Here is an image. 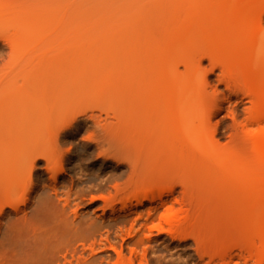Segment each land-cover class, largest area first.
Here are the masks:
<instances>
[{"label": "rangeland", "instance_id": "rangeland-1", "mask_svg": "<svg viewBox=\"0 0 264 264\" xmlns=\"http://www.w3.org/2000/svg\"><path fill=\"white\" fill-rule=\"evenodd\" d=\"M241 4L0 0V147L13 139L40 148L57 138L55 153L64 159L62 171L38 159L13 198L28 224L12 207L0 215V264H37L30 250L48 237L39 264L65 250L68 234L53 235L59 209L55 218L39 208L66 197L81 228L110 219L105 199L118 207L131 201L127 221L101 232L127 255L136 247L147 264L264 260V123L256 121L264 106V0ZM222 58L236 74L222 68ZM169 186L164 200L182 213L174 229L161 219L168 207L159 200L137 205L143 193ZM226 249L231 257L215 255ZM92 253L116 257L104 245L85 255Z\"/></svg>", "mask_w": 264, "mask_h": 264}, {"label": "bare ground", "instance_id": "bare-ground-1", "mask_svg": "<svg viewBox=\"0 0 264 264\" xmlns=\"http://www.w3.org/2000/svg\"><path fill=\"white\" fill-rule=\"evenodd\" d=\"M248 0H242L241 7L246 9L248 7ZM255 16L253 17V24L256 25L261 20L262 9L261 11L254 12ZM240 17L236 16L230 24L233 25L239 21ZM244 35H240L237 40L241 39ZM243 39V38H242ZM213 54V53H212ZM214 56V55H213ZM220 56V55H219ZM221 58V57H220ZM222 68L226 69L229 66L226 61L222 59H218ZM222 60V61H221ZM227 64V66H226ZM230 67V68H229ZM229 70L227 68V73L230 75L236 74L235 70L229 66ZM234 73V74H233ZM262 87H264V80L261 82ZM251 93L254 96H257L259 90L251 87ZM192 93V89L186 87L184 90V94ZM196 93V92H195ZM199 93V92H198ZM253 108L256 107V100H252ZM92 117L101 118V115L93 114ZM195 118V117H194ZM199 120H202L203 117L197 116ZM256 121L261 124L264 123V106L260 108ZM10 128L13 130L16 129V126L11 125ZM57 140V138H55ZM53 140L55 143L49 142L47 146L38 147L35 145L27 146V143L18 140H11L8 145H3L0 147V215L4 216L7 211V207H12L14 210V214L16 218H19L20 224H28L27 214L19 215L20 208L18 202L16 204L13 203V198L19 194L21 190H24L22 187L27 185L31 182L33 172L37 165L38 159H44L46 161V165L49 169L62 171L63 167V156L59 153H55V147L58 146V142ZM57 142V143H56ZM56 144V145H55ZM55 146V147H54ZM12 153L11 156L9 154ZM60 165V166H59ZM28 187V186H26ZM32 187L28 188L26 193H23L22 198H26L30 195L32 191ZM54 190L57 194V185L54 186ZM174 190L173 186L166 187L159 191L157 194L154 192L152 193H143L137 199V205L144 204L145 200L153 202L159 200L161 207H168L166 208L165 213L161 215V219L168 223L173 229L178 227L181 222V215L182 213L174 212L173 205H168V199L164 200L165 194H171ZM264 202V200H262ZM72 199L70 197H66L63 200V204L60 206L58 204H47L45 201L41 203L39 211H47L50 212L55 216L54 206L57 207L59 210L57 211V215L62 221L59 228L56 229L53 233L56 236L59 232L62 235L58 236V238L68 234V236L60 242V244H64L65 250L58 251L55 254L51 264H136V261L139 264H147L145 262L146 256L142 255L139 256L137 254L136 247L131 248L130 255H127L124 250V244L120 243L119 247L117 241H113L109 235L103 236L101 229L105 227H111L117 223H124L127 221L131 209L134 207L131 201H121V205L118 207L116 206L115 201L105 199L104 204L102 206V210L105 212L106 209L111 210V216L109 220L104 219V216H99V218L92 219V222L88 223L87 228H81L78 223V212L73 210L72 212ZM79 205V203H75ZM159 206L152 207L149 212L147 213V217L151 215L154 209H157ZM70 209V211H69ZM21 211H25L24 209ZM12 213V212H11ZM142 215V214H141ZM35 216V213L33 217ZM146 216V215H145ZM143 217V216H141ZM56 218V216H55ZM138 219L135 218L133 222H137ZM182 223V222H181ZM2 223L0 222V225ZM162 229V228H161ZM8 234V233H7ZM6 234V235H7ZM98 236H100L98 238ZM51 237L44 238L43 242L40 246L32 247L30 250L29 260L39 264L40 260L42 259L44 252L46 250L45 245L49 242ZM123 239V238H122ZM59 240V239H58ZM61 240V239H60ZM91 240L90 244H86V241ZM140 241H136L134 243L135 246H138ZM89 245V246H87ZM107 246L109 250L115 252L116 257L112 260V256H108L105 258L97 257L95 254L85 255V252L88 248L92 251L95 250L96 246ZM218 257H226L232 256L231 250L226 249L224 251H220L215 253ZM201 256V254H200ZM264 260L261 259L259 264H263ZM17 264V263H14Z\"/></svg>", "mask_w": 264, "mask_h": 264}]
</instances>
